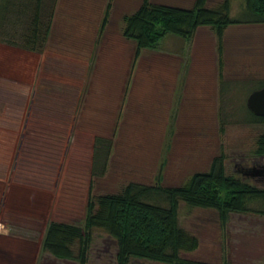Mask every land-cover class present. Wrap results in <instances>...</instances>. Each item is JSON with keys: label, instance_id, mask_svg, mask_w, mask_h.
Listing matches in <instances>:
<instances>
[{"label": "rangeland", "instance_id": "rangeland-1", "mask_svg": "<svg viewBox=\"0 0 264 264\" xmlns=\"http://www.w3.org/2000/svg\"><path fill=\"white\" fill-rule=\"evenodd\" d=\"M142 1L57 0L52 33L42 53L25 50L29 13L18 18L11 14L13 24L0 27V264H79L45 252L43 240L51 222L82 226L90 193L95 197L120 193L134 181L156 185L161 170L164 186H179L193 174L208 171L222 153L227 175L235 178L245 180L238 165L264 166V156L254 154L264 123L246 118V98L264 80V26H230L223 48L206 32L183 52L172 50V44L168 50L163 47L168 54L158 47L166 88L160 89L162 66L161 70L151 66L156 74L150 79L141 78L145 68L134 82L136 96L147 102L137 101L136 111L128 114L134 99L127 108L128 92H121L120 78L131 71L130 65L121 68L126 54L118 39L126 15ZM152 1L181 7L193 3ZM243 3L233 0L232 17L238 16ZM109 5L110 17L103 27ZM97 31L111 43L103 41L94 53ZM165 38L161 44L170 37ZM95 63L102 69L94 71L90 65ZM202 69L203 78L196 76ZM192 73L196 80L190 84L187 78ZM98 75L102 77L96 81ZM176 77L182 92L179 107L171 102ZM222 89L229 106L221 100ZM166 113L171 114L168 124ZM156 118L158 123L153 124ZM98 137L112 139L113 145L106 175L94 178L93 147ZM249 182L264 189L263 180ZM260 204L250 207L258 209ZM180 214V225L200 240L197 251L182 252L181 258L204 264H264V216L236 213L224 226L215 210L182 205ZM89 252L88 264H116V240L104 232L96 231Z\"/></svg>", "mask_w": 264, "mask_h": 264}, {"label": "trees", "instance_id": "trees-1", "mask_svg": "<svg viewBox=\"0 0 264 264\" xmlns=\"http://www.w3.org/2000/svg\"><path fill=\"white\" fill-rule=\"evenodd\" d=\"M32 1L0 0V27L13 24L11 14L18 18L29 13L31 22L23 37L25 50L42 53L52 33L57 0ZM192 1L191 6L180 7L143 0L137 11L126 15L122 36L136 43L138 55L143 49H158L166 36L177 35L192 40L200 28H213L223 48L228 27L264 26V0H244L236 18L232 17L233 0H220L214 5L209 4L210 0ZM28 7H32V11L27 12ZM111 9L109 5L104 13L103 27ZM263 87L264 80L258 81L255 89ZM247 117L249 122L264 123V118L250 111ZM255 144L254 154L264 156V134ZM94 145L92 176L100 178L106 175L113 140L98 137ZM225 159V154H220L212 160L208 171L193 174L179 186H164L161 170L156 185L134 181L120 193L99 197L90 193L83 225L51 222L43 240V250L57 259L88 264L93 236L98 231L116 240V264H132L133 260L157 264H204L181 258L182 252L193 253L200 248L199 238L180 225L182 205L190 209L215 210L224 226L232 214L264 216L261 208L264 207V189L252 185L249 179L227 175ZM253 202L262 204L258 209L252 208Z\"/></svg>", "mask_w": 264, "mask_h": 264}, {"label": "crops", "instance_id": "crops-1", "mask_svg": "<svg viewBox=\"0 0 264 264\" xmlns=\"http://www.w3.org/2000/svg\"><path fill=\"white\" fill-rule=\"evenodd\" d=\"M175 6H177V5H175ZM181 7V6H180ZM189 7V6H188ZM137 11V10H136ZM240 27H242V26H245V25H239ZM238 26V27H239ZM247 26V25H246ZM252 26H254V25H252ZM239 27V28H240ZM248 27H250V26H248ZM238 28V29H239ZM228 29H229V27H228ZM226 30V34H225V36H224V39H223V42H222V44L224 45V41H226V38L228 37V32H229V30ZM208 33V34H211L212 35V38L215 40V42L218 44V41H219V39H218V36H217V33H215L214 32V30H212V29H210V27H205V28H200V29H198L197 30V32L195 33V37L192 39V40H187V39H185L184 37L182 38V37H180V36H178V37H173V36H166V37H170L169 39H168V41H167V43H165V44H161V42L159 43V52L160 53H164V54H168V51H164V50H168V48L169 47H167V46H169V45H171L172 44V46H170L171 48H172V50L173 49H175V50H179V49H181V52H183V50H187V44L189 43V45H190V47H194L195 45V43H197L198 42V40L202 37V36H204V35H206V33ZM120 39H118V41H122L121 43H120V46H118V47H120V49H123V50H125L124 52H125V54H126V58H125V63H124V65L121 67V68H124L125 66L127 67V65H130V71H131V75L129 76V74L127 73V71H126V73H125V76L124 77H122V78H120V82H122V83H120V85H121V88L122 89H124L123 91H121L122 93H124V94H126L127 92L129 93H127V95H128V103H126V107L128 108V106H129V101H130V99H134V105H133V107L132 106H130L129 107V109H128V114H130V112L132 111L133 113H134V110L135 109H137V107L138 106H136L137 104H136V102L137 101H144V103H145V101L147 102V100H143V98H142V96L141 97H137L136 95H137V93L139 92H135V87H136V82H134V81H137L138 80V76L140 75V74H142L143 72H144V69L145 68H147L146 70V73L141 77V78H145V79H150L151 77H152V75H154V74H156V70H154L151 66H155V67H157L158 69H160L161 68V66H162V70H161V72L163 73V79H162V81H163V83H162V87L160 88L161 90H163L164 88H166L164 85H165V80L166 79H164V77H165V72H164V64L163 63H161L162 61H164V59L162 58V59H160V58H158V55L157 54H159V53H157L158 52V49H154V50H152V49H150V50H147V49H143V50H141L140 52H139V54L137 55L136 53H137V51H138V48H137V46H136V43L134 42V41H132V40H130V39H126L125 37H123L122 36V29H121V31H120ZM100 35V36H99ZM177 36V35H176ZM216 36V37H215ZM105 35H101V33H100V31H99V33H98V31L96 32V34L94 35V42H93V44H92V47H91V50L92 51H94V53L95 52H99L100 51V49H101V43L103 42L104 43V45H105V43H108V44H110L111 43V41L109 40V38H107L106 39V41L104 40L105 38ZM172 37V38H171ZM180 38V39H179ZM163 39H166V38H163ZM178 40H181V41H178ZM130 43V44H129ZM128 44V45H127ZM131 44H133L134 45V51H132L131 49L132 48H130V45ZM161 44V45H160ZM163 45H165V46H163ZM192 45V46H191ZM161 46V47H160ZM165 49H164V48ZM103 48V47H102ZM164 49V50H163ZM128 51V54H127V51ZM133 52V53H132ZM129 53H130V55H129ZM155 54L156 55V57L154 58V55H153V57L151 56V58L149 57V55L148 54ZM188 53V52H187ZM193 55H194V50H193ZM94 56V55H93ZM175 57H177L176 58V63L178 62V63H180V61L178 60V55H176L175 54ZM128 58V59H127ZM167 62V61H166ZM219 65H220V63H219ZM93 69H94V71H96L98 68L100 69H102V66H101V64L97 67V64L95 63V66L93 67V65H90ZM186 67H187V64H186ZM185 67V68H186ZM126 69V68H125ZM151 69V70H150ZM90 70H92V69H90ZM203 70H205V69H202L199 73H196L195 75L196 76H198V75H201L202 74V78H203V75H204V73L206 72V71H203ZM184 69H182L181 70V75H180V77H181V79H184V77H185V74H184ZM100 77H102V76H100V75H98V77H97V79H96V81L100 78ZM187 79H189L190 80V84H193V82L196 80V79H194V77H193V73L190 75V76H188V78ZM175 80H176V84H175V88H174V92H173V94H172V96H171V98H172V103L174 104V105H177L178 107L180 106V102H179V98H180V93H182V92H179L178 90H179V88H178V80H177V77L175 78ZM155 85H157V86H159V83L158 82H156V84ZM88 86V85H87ZM90 86V85H89ZM194 88V86H191V90H192V93H193V88ZM184 89V84H183V81L181 82V85H180V91H182ZM224 89H227V87H225ZM129 90V91H128ZM228 90V89H227ZM254 90H257V89H253V91ZM222 91H223V89H222ZM253 91L251 92V93H253ZM250 93V94H251ZM133 94H134V96H133ZM140 94V93H139ZM194 95H197L196 93H193ZM221 94V93H220ZM249 94V95H250ZM248 95V96H249ZM222 98H221V100L223 101V102H225V104L228 102V100H226V95H224V91L222 92V95H220ZM248 96H247V98H248ZM246 98V99H247ZM248 100V99H247ZM124 101V100H123ZM229 102H230V100H229ZM227 103L226 105H228L229 106V104L230 103ZM231 105V104H230ZM246 107H247V102H246ZM126 108V109H127ZM248 110V109H247ZM130 111V112H129ZM136 111V110H135ZM172 110L170 109V111L169 112H171ZM124 113H127V110L124 112ZM136 113V112H135ZM169 114V115H168ZM166 113V115H165V121L167 122V124H168V122H170V118H171V114L170 113ZM137 115L138 116H142V114H139V113H137ZM155 118V117H154ZM180 118V117H179ZM157 118L156 119H153V120H151V122L154 124V123H158L157 122ZM119 122V121H118ZM166 124V125H167ZM120 125H122V121L120 122ZM0 234H1V232H0Z\"/></svg>", "mask_w": 264, "mask_h": 264}, {"label": "water", "instance_id": "water-1", "mask_svg": "<svg viewBox=\"0 0 264 264\" xmlns=\"http://www.w3.org/2000/svg\"><path fill=\"white\" fill-rule=\"evenodd\" d=\"M247 109L258 117L264 118V87L254 90L247 98ZM264 168V166H263ZM262 177L264 182V169H262Z\"/></svg>", "mask_w": 264, "mask_h": 264}, {"label": "flooded vegetation", "instance_id": "flooded-vegetation-1", "mask_svg": "<svg viewBox=\"0 0 264 264\" xmlns=\"http://www.w3.org/2000/svg\"><path fill=\"white\" fill-rule=\"evenodd\" d=\"M260 89V88H259ZM237 170L239 174L242 176V178L247 179H258L259 181L263 179L262 177V169L263 164L261 162H256L253 164V167H241L240 165L237 166Z\"/></svg>", "mask_w": 264, "mask_h": 264}]
</instances>
